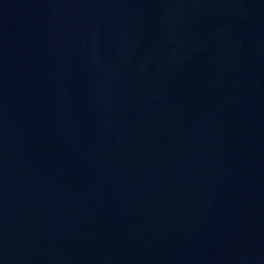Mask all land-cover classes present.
Returning <instances> with one entry per match:
<instances>
[{
  "label": "water",
  "instance_id": "obj_1",
  "mask_svg": "<svg viewBox=\"0 0 264 264\" xmlns=\"http://www.w3.org/2000/svg\"><path fill=\"white\" fill-rule=\"evenodd\" d=\"M0 264H264V0H0Z\"/></svg>",
  "mask_w": 264,
  "mask_h": 264
}]
</instances>
